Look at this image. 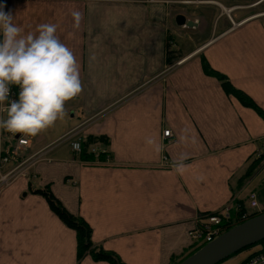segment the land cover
Wrapping results in <instances>:
<instances>
[{
  "label": "crops",
  "instance_id": "1",
  "mask_svg": "<svg viewBox=\"0 0 264 264\" xmlns=\"http://www.w3.org/2000/svg\"><path fill=\"white\" fill-rule=\"evenodd\" d=\"M0 5L25 35L55 24L82 82V92L67 105L79 119L56 124L47 141L26 135L25 156L82 122L79 137L108 138L90 145L104 151L102 159L94 153L81 158L65 140L0 186V264H77L75 231L33 191L45 184L88 222L93 241L127 264H173L193 247L189 231L202 213L238 200L248 207L250 190L264 202L259 191L264 164L238 180L263 148L264 118L202 66L205 59L264 110V0H0ZM234 5L241 6L229 18L226 10ZM74 11L81 14L78 28ZM177 13L194 24H177ZM168 37L180 53L172 62L166 58ZM164 128L170 140L163 138ZM13 144L4 136L0 153ZM15 157L0 163V173ZM181 164L182 173L176 171ZM78 264L108 262L85 255Z\"/></svg>",
  "mask_w": 264,
  "mask_h": 264
},
{
  "label": "clouds",
  "instance_id": "2",
  "mask_svg": "<svg viewBox=\"0 0 264 264\" xmlns=\"http://www.w3.org/2000/svg\"><path fill=\"white\" fill-rule=\"evenodd\" d=\"M0 5V129L35 137L67 116L65 103L82 92L78 62L56 35L55 24L38 26L37 34H23L11 12ZM78 28L81 14L72 13ZM17 100H10L11 86ZM185 165L176 167L182 173ZM202 179V177H201Z\"/></svg>",
  "mask_w": 264,
  "mask_h": 264
},
{
  "label": "built area",
  "instance_id": "3",
  "mask_svg": "<svg viewBox=\"0 0 264 264\" xmlns=\"http://www.w3.org/2000/svg\"><path fill=\"white\" fill-rule=\"evenodd\" d=\"M148 1H166V2H182V3H190V2H211L214 0H148ZM236 6L241 5H234L227 8L226 12L229 18L230 16V10ZM260 13V12H259ZM257 14V13H255ZM247 17L239 20L237 23L242 22ZM234 24V22L232 21ZM184 58H178L176 59L170 66L173 64L180 63ZM19 87L18 86H11L10 91V100H17L19 95ZM7 113L0 111V119H6ZM82 125V124H81ZM81 125L75 126L64 133H62L60 136H58L56 139L45 145L44 147L40 148L39 150L33 152L29 156L25 157L22 161L15 164L11 168H7L3 172L0 173V185H6L8 184L17 174L23 169L24 166L30 164L33 161L38 160L43 157V155L52 147L56 146L62 141L70 140L71 146L73 150L76 152H80L81 150V138L78 136L79 131L81 129ZM4 134H6L11 139H14V144L12 145V151H17L21 147H24L28 144L29 139L25 134L17 133L15 135L8 133L2 129H0V141L4 137ZM162 136L166 140H170L172 134L169 128H164L162 130ZM264 149V140H263V148H260L259 151H263ZM91 151L98 155L99 151L103 152V150H98L95 147L91 148ZM10 158V154L0 153V163H4L8 161ZM165 163H167V160L165 159ZM248 200V208L249 210H242V211H235V209L232 207V205L225 206L221 210H214V211H208L202 213L196 223L195 226L189 231V235L191 237V240L194 242V245L202 244L207 242L208 240L215 237L217 234L225 230L226 228L254 215L259 212L264 211V202H260L257 194L254 190H250L247 196ZM242 264H264V250L257 251L254 254H252L246 261H244Z\"/></svg>",
  "mask_w": 264,
  "mask_h": 264
},
{
  "label": "trees",
  "instance_id": "4",
  "mask_svg": "<svg viewBox=\"0 0 264 264\" xmlns=\"http://www.w3.org/2000/svg\"><path fill=\"white\" fill-rule=\"evenodd\" d=\"M171 42H172L171 38L168 37L167 43H166L167 45L166 46V58L168 62H172L176 57L180 56V53L178 52V50L171 47ZM202 66H203V70L207 74L215 75L218 77L223 89L227 93L234 95L242 104L254 108L264 118V110L255 103V101L251 98V96H249L243 90L235 87L224 74H222L221 72L211 67L205 59L202 60ZM95 142H101L103 144H106L108 142V138L102 134H96V135L89 134L85 136L84 138H82L81 139V150L79 153L81 158L90 159L93 157V152H91L90 150V145ZM6 153H8V150H6ZM105 155L106 154L104 153V151L103 152L99 151L98 153V157L101 159L105 157ZM263 164H264V149L263 151H258L255 154L254 158L251 160V162L247 166V169L244 171L243 174L239 176L238 180L243 181L246 177L251 175V173L255 169L262 166ZM33 191L35 193L41 194L46 199L50 209L59 217V219L66 226L72 228L75 231L77 264L79 263L81 258H83L85 255H90L91 258L94 260L107 261L108 264H127L120 258V256L115 251L106 249L100 243L93 241L91 237V226L88 224V222L81 215L75 214L71 212L70 210H68L65 207V205L61 202V200L52 192L48 184H45L40 188H36ZM235 203H236L234 205V209L236 208L235 211L245 210V206L242 204L241 201L238 200V201H235ZM262 241H264V239H261L254 244L261 243ZM202 244L193 245L191 250L186 255H188L189 253L199 248ZM251 245H248L242 249L248 248ZM261 250H264V245L258 249H255L249 252L239 264H242L252 254H254L257 251H261ZM186 255H184L183 257H185ZM231 255L232 254H230L229 256ZM182 258L174 261L173 264H176Z\"/></svg>",
  "mask_w": 264,
  "mask_h": 264
},
{
  "label": "water",
  "instance_id": "5",
  "mask_svg": "<svg viewBox=\"0 0 264 264\" xmlns=\"http://www.w3.org/2000/svg\"><path fill=\"white\" fill-rule=\"evenodd\" d=\"M179 25L194 24L183 13L175 14ZM264 239V211L254 214L217 234L176 264H217L230 254Z\"/></svg>",
  "mask_w": 264,
  "mask_h": 264
},
{
  "label": "rangeland",
  "instance_id": "6",
  "mask_svg": "<svg viewBox=\"0 0 264 264\" xmlns=\"http://www.w3.org/2000/svg\"><path fill=\"white\" fill-rule=\"evenodd\" d=\"M179 41L182 42L181 45H183V46H184V44L187 43V41L184 40V38H183V39H179ZM69 102L71 103L70 100L67 101V102L65 103V109H66V112H67V116H66L63 120H57V121L55 122L54 126L48 128L46 131H43V132H41L40 134H38V135H37V139H38L39 137H43V138L45 139V141H47V140H48V138H46V137H47V134L50 133V132H52V131L55 129L56 124H58V125H60V124H67V123H70V120L72 121V119H74V121L79 119L78 116H77L76 114L73 116V118L71 117V115H70V112H71V111L69 110V108H68V106H67ZM81 124H82V125H81ZM80 125H81V129H80V130H82V128H83V126H84V125H83V122L80 123L79 126H80ZM77 126H78V125H77ZM78 135H79V134H78ZM4 136H5V137H8L6 134H4ZM80 138L82 139V138H84V137H80ZM37 139H36V141H37ZM36 141H35L34 143H37ZM63 144H67V142H65V143H63ZM27 152H28V151H25V150L22 149V148L18 149V152H17V151H12V146H11V147L9 148L7 154H11L12 156H13V155L16 156V157H15V160H14V163L12 164V166H14L15 164L19 163V162L22 161L23 159H25V157H27V156H25V155L27 154ZM28 156H29V155H28ZM43 156H44V155H43ZM40 159H41V158H40ZM38 160H39V159H38ZM36 161H37V160L33 161V163L31 162L30 164L24 166L23 169H22L17 175H19V174H21L22 172H24L26 169H28V167L32 166ZM12 166H10L9 168H11ZM5 170H6V169H5ZM263 172H264V170H263ZM15 177H16V176H15ZM15 177H14V178H15ZM0 186H2V185H0ZM4 186H5V185H4ZM261 187H262V188L259 189V191H261V192L264 193V185H262ZM245 201H246V203L248 204V200L246 199ZM244 204H245V203H244ZM232 206H233V205H232ZM233 208H234V206H233ZM245 210L248 211L249 208H248L247 206H245ZM263 245H264V241H262L261 243H258V244H253V245L249 246L248 248H245V249L239 250V251H237L236 253L232 254L231 256L226 257L225 259L221 260V261H220L219 263H217V264H239L249 252H251L252 250L258 249V248L262 247ZM190 250H191V249H189V250L185 253V255H186Z\"/></svg>",
  "mask_w": 264,
  "mask_h": 264
}]
</instances>
